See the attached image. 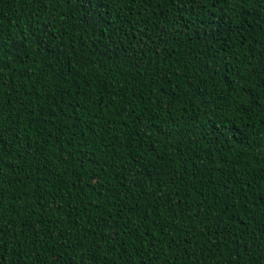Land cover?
Returning a JSON list of instances; mask_svg holds the SVG:
<instances>
[{
	"label": "trees",
	"instance_id": "1",
	"mask_svg": "<svg viewBox=\"0 0 264 264\" xmlns=\"http://www.w3.org/2000/svg\"><path fill=\"white\" fill-rule=\"evenodd\" d=\"M2 264H264V0H0Z\"/></svg>",
	"mask_w": 264,
	"mask_h": 264
},
{
	"label": "snow or ice",
	"instance_id": "2",
	"mask_svg": "<svg viewBox=\"0 0 264 264\" xmlns=\"http://www.w3.org/2000/svg\"><path fill=\"white\" fill-rule=\"evenodd\" d=\"M0 257H2V253H0ZM0 264H2V261H0Z\"/></svg>",
	"mask_w": 264,
	"mask_h": 264
}]
</instances>
